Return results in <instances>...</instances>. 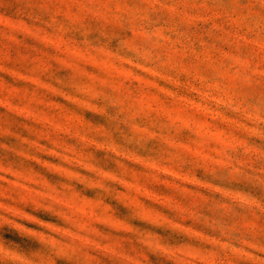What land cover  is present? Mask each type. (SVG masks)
<instances>
[{
    "label": "rangeland",
    "instance_id": "obj_1",
    "mask_svg": "<svg viewBox=\"0 0 264 264\" xmlns=\"http://www.w3.org/2000/svg\"><path fill=\"white\" fill-rule=\"evenodd\" d=\"M0 264H264V0H0Z\"/></svg>",
    "mask_w": 264,
    "mask_h": 264
}]
</instances>
